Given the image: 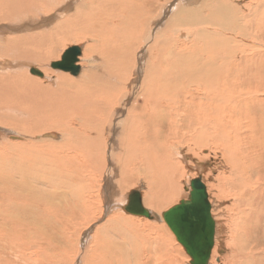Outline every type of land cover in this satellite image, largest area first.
Segmentation results:
<instances>
[{
  "label": "bare ground",
  "instance_id": "bare-ground-1",
  "mask_svg": "<svg viewBox=\"0 0 264 264\" xmlns=\"http://www.w3.org/2000/svg\"><path fill=\"white\" fill-rule=\"evenodd\" d=\"M75 1L78 4L71 7L74 13L66 16L59 11L64 5L70 4L69 0H0V21L12 23L10 26L13 28L18 27L16 23L24 22L28 17L38 18L57 11L59 24L51 31L57 32L64 28L68 31L56 39L57 44L66 37L74 41L91 39V30H96L94 26L97 24L93 23L91 16L95 17L96 14L101 15L102 20H109L114 15L127 13L134 17L131 19L136 27V0ZM198 1L195 0L196 3ZM203 1L204 5L197 8H173L174 13L165 25L173 27V30L182 27L184 33L178 35L180 30L174 31L177 36L186 40L185 36L188 35L192 39H187L188 44H185V40L177 41L169 48L170 51L157 55V63L161 59L167 68L164 69L163 63L159 69H156L158 66L152 67L155 74L151 88L154 87L155 91L144 94L141 106L146 108L143 110H136V101L130 98L132 93L127 95L126 86L119 79L115 85L118 95L109 83L98 85L91 70L86 71L80 80H62L59 76V82L52 87L27 76V70L13 73L8 69L11 63L0 64V69L3 66L0 72V124L13 119L12 107L30 114L29 120H21L20 113L11 121L21 128L24 137L12 135L10 140L5 141V136L0 138V142H5L0 143V264H77L82 251L78 252L74 240L66 234V229L74 223L64 218V214L67 211L74 213L76 205L83 204L84 209L90 206L87 205L93 199L90 179H95L100 173L99 168L102 169V165L106 164L107 139L117 134V128L121 132L115 144L120 140L121 150L127 156L124 175L128 178L126 180L124 177L120 181L121 188L129 186L136 178L143 180L147 191L144 203L141 193V201L149 212L148 208L160 211L173 204L178 198V191L175 190L177 166L180 160L188 159L182 152V155L175 153L177 148L173 147L175 141L172 137L175 139L180 135V125L189 130L185 141L179 142V145L187 149V153L201 157L208 148L216 150L227 165L223 177L232 179L234 186L239 175L242 191L236 193L237 203H233L226 225L227 228L230 226V238L236 236L238 240L235 243L237 252L234 261L238 264H264V187L258 186L253 172L256 171V161L264 163V0H249L240 7L231 0ZM87 9L91 10L87 12ZM205 12L206 15H203ZM126 16L124 18L129 17ZM116 19L119 20L118 17ZM216 27L221 30V35L215 31ZM189 30L192 35L187 34ZM95 32L97 34L98 30ZM44 35H47L46 31L40 36ZM104 35H107L105 31ZM27 36L21 34L4 38L6 44L0 45V57L6 59L13 56L18 62L36 61L45 73L50 74L46 65L55 54L54 48L48 51L49 42L44 49L48 52H28L24 48L23 42L27 41L25 38L28 41L36 38ZM112 59L115 61L114 56ZM78 61L73 64L74 67H78ZM62 62L63 57L53 62L60 65H55L53 69L71 74L60 68L69 65L66 61ZM115 62L109 64V67H115ZM124 62L128 65L127 61ZM32 70L40 75L32 74ZM30 73L44 77L36 68H31ZM172 77L184 78L186 82L189 79L197 87L192 89V85L186 83L180 92L171 84ZM164 90L173 93L168 94ZM128 100L131 106L127 126L126 118L119 127L111 121L107 126L106 111H113L112 119L115 107ZM169 120L179 124L172 125ZM51 127L56 128L62 136L57 138L56 131V134L46 131L45 128ZM96 151H100L98 155L93 154ZM178 154L179 161L176 158ZM84 159L88 165L86 170L81 166ZM259 176L264 181V174ZM210 188L216 189L217 199H220L219 185L212 184ZM190 190L189 184L185 191L189 193ZM157 219L158 216H153L149 220ZM216 225L214 247L207 264L216 262L214 253L220 247V244L215 245ZM118 226L127 228L128 232L123 234L128 238L120 236L116 242L115 237L109 238V235ZM157 229L156 226L122 214L110 216L94 233L92 244L88 245L83 255L86 259L82 260V264H168L172 260L168 254H172V251L164 247L166 243L163 236L166 237V234H160ZM179 244L187 252L186 247ZM227 245L232 247L228 241ZM247 249L249 254L244 255ZM257 253L262 256L260 254V257L255 258Z\"/></svg>",
  "mask_w": 264,
  "mask_h": 264
},
{
  "label": "rangeland",
  "instance_id": "rangeland-1",
  "mask_svg": "<svg viewBox=\"0 0 264 264\" xmlns=\"http://www.w3.org/2000/svg\"><path fill=\"white\" fill-rule=\"evenodd\" d=\"M74 1L69 0L70 4L64 5L63 8L59 11V13L64 14L66 16L74 13V9H72L71 7L74 8V6L78 4V3H75L76 1L75 2ZM197 1L198 0H196V2ZM247 1L249 0H231V2H233L237 7L245 5ZM196 2L195 0H190L188 2H183V0H160V1L156 0L155 2H153V0H150V1L149 0H146V1L136 0V3L138 4V5L136 4V27L133 25L134 17L130 16L129 14L127 15V13H122V12H121L122 14L120 13L123 18L126 15L129 16V17L126 16L127 18H124L123 21L120 15L119 16L114 15L113 17H115V19L111 17L112 19L108 18L109 20H106L104 18L102 20L100 19L101 15L96 14L95 17L94 16H91V17H92V20H94L93 23L94 24L97 23L95 24V26L93 24V26L96 28V30H98V32L96 34L95 29H93L95 31L91 30V33L93 32L91 39H88V41H86L87 39H81L80 41L78 40L74 41L73 39L71 40V39H68V37H66L65 40L62 39L61 42L58 44L56 42V39L61 38L64 34L68 33V31H66L65 28L59 29L57 30V32L51 31L56 25L59 24L58 18L60 17H56L57 11L48 12L46 15L40 16L38 18L28 17L29 19L26 18L24 22H18L20 24L16 23V26L18 27L12 26L13 28H11L10 26L12 23H8V22L3 23V21H0V45H5L6 43L4 41V38L9 37L10 35L24 34V37L28 35L27 37L36 38L35 40H29V41L27 38H25L28 42L27 41L23 42L25 44L24 48L28 52L39 54L41 53L42 50L46 52L52 51L53 48L55 50L54 51L55 54H53L52 58L49 59L46 65V67L50 70L49 72L50 74L45 73L41 69L38 62L36 61L27 60L28 62L24 61L25 63L23 61L18 62L15 60L13 56H10L9 58H6V59L0 57V64L4 63L5 65H7L6 63H11L10 64L11 67L9 65L10 68L8 69H11L13 73H18V72L27 70L28 71L27 76H32L36 80H39L43 85L45 84V86H52V87L53 86L55 87L56 84L59 82V76H61L62 80H68V79L80 80L82 76L86 73V71L91 70L95 74L93 75V77L96 78V83L98 85L103 86V85H106V83L107 84L109 83L108 85L112 87L111 89L114 91V93H117L118 95V91L115 85H116V81L119 79L120 83L122 82V84L126 86L125 89H126L127 95L129 93H132L130 94V98H133V100L136 101V110L137 109L143 110L146 108V107L143 108L141 106V102H143V98H145L144 94H148L150 92L155 91L154 87L151 88V85L154 83L153 76L155 74L152 72L154 70L152 69V67L155 66L154 68H156V66H158L156 69H159L165 66L166 64L165 61H162L161 59H160V63H157V60H156L157 55L160 56L170 51L169 48L172 47L173 43L177 41L183 42L185 40L183 39L184 37L182 38L180 36H177V33L174 32L176 30H180L178 34L180 35L184 33V30H182L183 28L176 27L177 28L176 30H173V27L168 28V26L165 25L167 23L166 21H168L171 18V15H173L174 13L173 8L175 7L177 8L178 7L197 8L199 5L200 6L204 5L203 0H199L198 3ZM140 3L141 5H139ZM90 10L91 9H87L86 11L88 12ZM150 10L152 11L150 12ZM203 15H206V12L203 13ZM116 17H118L119 20H117ZM131 17L133 18L131 19ZM142 17L143 18L145 17V18L143 19ZM110 19L112 21L114 20L112 22L114 23L113 25ZM147 20L150 21L149 22L150 24L147 22ZM102 21L105 23H103ZM120 24L122 26H120ZM201 24H205V22ZM81 26L83 27V24ZM205 27L208 29L207 24ZM109 28H111V30ZM103 29L105 31V34L107 35H104ZM6 30L8 31L6 32ZM108 30L110 31L109 34H108ZM45 31L47 32V35L40 36L41 34L45 33ZM215 31L219 35H221V30L218 29L217 27ZM99 33H102V35ZM187 34L192 35V32H190L189 30ZM112 35L114 39H112ZM110 36L111 38L108 39V37ZM185 38H186L185 44H188L187 39L188 40L192 39V36L186 35ZM109 41H111V43ZM49 42L50 44L48 47V51L44 50L47 47ZM39 43H41V47ZM157 43L159 47L157 46ZM72 46H79L81 47V50H82V54L79 57V61L77 63V66L80 68V72L77 76H73L70 73L55 70L53 69L51 65L53 62L60 61L64 52ZM162 47L163 49H161ZM87 48H88V53L86 55ZM113 56L116 62L113 61L112 59ZM124 61H127L128 65ZM114 62H115V67H112V66L109 67V64L113 65ZM2 68L0 69V72L2 71ZM31 68L38 69L40 72L43 73L44 77L40 78L38 76L32 75L30 73ZM165 68L167 67L165 66L164 69ZM157 71L161 72L160 70H157ZM108 78L110 79V81ZM171 80H172L171 84L176 86L180 92L184 89L186 83H188L189 85H192V89H196L197 87V86H194L195 83L193 81H190L189 79L186 82L184 78L172 77ZM157 88H160V87L157 86ZM164 92L168 94L173 93V91H169V90H164ZM23 96H25V94H23ZM31 97L32 96L30 95L29 98ZM129 105H130V101L128 100V101H125V103L122 102L121 104L116 106L114 109V116L112 119H111V114L113 111L111 110L108 112L106 111L107 126L110 121L113 125L117 124V126L118 125L120 126V124L124 122L125 118H126V126H127V123L130 117V113L128 111L131 105L130 106ZM108 107L110 106L108 105ZM12 108L14 109L12 110L13 119L10 120V122L6 124H0V138L2 137V135L3 137L5 136L6 138L3 141L10 140L9 137L12 135H18L20 137H24L21 128L11 121H13L16 117L20 116L21 114H22L21 120L30 119V114L28 112L26 111L21 112L20 111L21 109H17V107H12ZM114 120L115 121L117 120V122H114ZM98 122H101V120H98ZM168 122L171 123V120H169ZM171 124L178 125L179 123L177 121H174ZM180 126L182 127L181 128L182 131L179 132L180 135L177 136V138L175 139L174 137H172V140L175 141L173 144V147L177 148L175 150V153H179L180 155L185 154L188 159L180 160L179 154L176 157L178 161L180 160L177 166L178 177L176 179L175 190L178 191L177 192L178 198L176 199V201L173 204L171 203L167 208L162 209L160 211H155L151 208H148L153 214L158 216L159 219L157 220H149L144 217H139V216L136 217L135 215L133 216L131 214H126L121 209L123 206L126 205L128 194L133 190H139L142 193L143 203H144V197H145V192L147 191V186H146V183L143 182V180H139L137 178L136 180L133 178L134 179L133 183L130 182L129 183L130 185L128 184L129 186H126L123 189L121 188V182L123 181L124 177L125 179L128 178L124 175V168H126V164H127V156L121 150L120 140L117 141L118 143L117 145L115 144V140L118 138L121 132L120 130L122 129H119L120 132H118V128H117V134L114 133L111 139H107V143H106L107 152H106V159H105L106 164L102 165V169L99 168L100 173H98L95 176V179L93 180L90 179V183H91L90 189H92L91 197L93 198V199H90L87 204L90 206L87 207V209H84V207L82 206L83 204L79 206L76 205V209H74L75 210L74 213H72L71 211H67L64 214V218L68 219L71 223H74V225L71 228L66 229V234L74 240L75 245H77L76 247H78V252L82 251L78 257L79 260L77 264H82V260L86 259L83 257V255L86 254L85 252L89 248L88 245L92 244L91 243V241L93 240L92 237L95 235L94 233H96L97 229L101 228L103 223H105L106 220L109 219L110 216H116V215H121V214L124 217H128L134 220H141V222H146L148 223V225L156 226L160 234L162 235L166 234V237L165 235L163 236L164 243H166V246L164 247L168 248L169 250L171 249L172 251L171 252L172 254H170V252L168 254L172 259L170 262H168V264H191L190 256L187 254L186 250L179 244L174 234L171 232V230L168 228V226L162 219V213L170 209L173 205L179 203L181 200L188 199L189 193L185 191V187H189L190 182L197 178H201L203 183L207 186L209 200L212 206V216L217 224L215 245L219 246L220 244V247L219 249H217V252L214 253L216 254L214 255V259L216 262L214 260L213 262H215L214 264H238L236 261H234V257H235L234 255L237 252V247H235V243L238 240L236 236L233 239L230 238V233L228 231L230 226L227 228L226 225L228 223L227 218L228 216L230 217L232 213L231 210L233 208V203H237L236 198L238 196H236V193H241L242 191V186H241L242 181L239 175L237 174V182L235 183L234 186H232V183H231L232 179L223 177V174L227 172V165L224 163L222 159V155L216 150L208 148L205 151H203L202 153L203 156L201 157H198L193 153H187V149L184 146L179 145V142L185 141L184 138H186L187 136L186 134L189 133V130L186 126H183V125H180ZM45 129L46 131H50V133H53V134H56L57 132V129L54 127L45 128ZM57 134H58L57 138H60L62 136L60 132H57ZM2 142L0 143L1 144L5 143V142L4 143ZM99 152L100 151H96L93 154L98 155ZM81 166L84 170H86V168L88 167L87 163L85 162V159L81 162ZM240 166H243V165L240 164ZM255 167H256V171H254L253 169L252 170L258 180V186L264 187V181H262L259 176V174H264V163H260L256 161ZM244 168H246V170L249 169V167H244ZM246 170L244 169V173ZM250 175L253 176L252 172L250 173ZM85 176H84V179H85ZM232 178H235V176H232ZM212 184H214L215 186L219 185L220 192H221L220 199H217L216 189L210 188V185ZM61 190L63 192L65 191L63 188ZM111 204L113 206L109 207ZM147 230L149 231V229L146 228V231ZM126 232H128L127 228L124 229L123 227L120 228L118 226L114 230V232L110 233L109 238L115 237L116 242H117L119 241L120 236L124 238L125 237L128 238V236H124L123 234ZM227 241L230 244H232V247H229L230 245H227ZM174 254H176V256ZM248 254H249V249L245 251L244 255H248ZM260 254L261 253H257L255 255V258L260 257ZM187 257H189L188 259L189 261L187 260ZM88 259H90V257ZM174 259H176V261ZM165 263L167 264V262Z\"/></svg>",
  "mask_w": 264,
  "mask_h": 264
},
{
  "label": "water",
  "instance_id": "water-1",
  "mask_svg": "<svg viewBox=\"0 0 264 264\" xmlns=\"http://www.w3.org/2000/svg\"><path fill=\"white\" fill-rule=\"evenodd\" d=\"M80 54L81 47L69 48L62 56V64L66 61L69 65L60 68L70 71L73 75L78 74L80 68L74 67L73 64L78 61ZM55 65L60 66L53 63L52 67L54 68ZM31 73L40 75L36 70H32ZM190 188L188 199L182 200L178 205L163 213V219L176 236L177 241L186 247L188 255L192 258L191 264H207L214 247L216 223L211 214L212 207L205 184L197 178L190 182ZM126 204L122 208L128 214L149 219L153 216L156 218L143 207L139 190L129 194Z\"/></svg>",
  "mask_w": 264,
  "mask_h": 264
}]
</instances>
